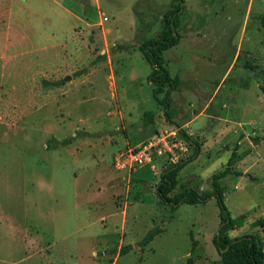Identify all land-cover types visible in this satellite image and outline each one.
<instances>
[{"label":"rangeland","instance_id":"rangeland-1","mask_svg":"<svg viewBox=\"0 0 264 264\" xmlns=\"http://www.w3.org/2000/svg\"><path fill=\"white\" fill-rule=\"evenodd\" d=\"M172 1L0 0V264H221L216 200L173 212L156 196L193 153L180 129L201 153L171 195L212 192L236 151L242 176L221 183L244 225L229 235L264 242V0H186L164 54L180 80L168 120L139 46ZM161 137L149 160L131 157Z\"/></svg>","mask_w":264,"mask_h":264},{"label":"trees","instance_id":"trees-1","mask_svg":"<svg viewBox=\"0 0 264 264\" xmlns=\"http://www.w3.org/2000/svg\"><path fill=\"white\" fill-rule=\"evenodd\" d=\"M185 4L186 0H173L172 9L164 16L165 22L162 33L139 46V50L143 54V57L151 66V73L147 80L153 86L154 98L163 106L164 117L168 120L171 119L170 97L172 93L178 90L179 79L173 78L166 68L164 53L180 43L182 36L179 34L178 29L185 12ZM250 68L255 70L256 66H250ZM261 89L264 92V86H262ZM150 115V112L146 113V116ZM179 133L189 142L190 146L193 148V153L164 168L160 181L156 185V196L160 205L169 207L171 211L174 212L185 204H207L210 200L215 199L220 209V225L218 233L213 239V244L221 257L220 263L264 264V242L260 235L246 234L235 238L229 235L230 232L238 230L244 225L242 217L236 219L232 217L225 203L224 187L221 183L228 175L235 174L236 176H242L240 172H236L232 168L233 160L237 157L236 151H233L228 166L221 173L213 176L212 192L200 193L194 189H186L178 195H171L178 186V176L181 171L189 164L196 161L201 153V143L199 141L193 140L183 129H180ZM71 141L72 140H65L62 143L67 145L70 144ZM261 223L264 228V222H257L256 225L259 226ZM162 233L163 231L159 228L151 229L140 242V247L143 249L146 248ZM195 245L196 244H193L192 253L195 251ZM123 253L125 254L126 250H124ZM187 264H194L193 257L188 260Z\"/></svg>","mask_w":264,"mask_h":264},{"label":"built area","instance_id":"built-area-1","mask_svg":"<svg viewBox=\"0 0 264 264\" xmlns=\"http://www.w3.org/2000/svg\"><path fill=\"white\" fill-rule=\"evenodd\" d=\"M177 131V130H176ZM174 136L176 135L177 132H173ZM182 137V136H181ZM183 138V137H182ZM167 138H158L156 143H151L149 146H144V148H139L141 150H139L138 153H136V150L133 151L134 154L131 153V157L136 161V162H140L143 163L145 159L149 160L150 159V153L149 151L153 148H155L159 143H162L165 141L166 143ZM184 140L186 141V143L189 144V142L184 138ZM190 145V144H189ZM138 150V149H137ZM183 159V158H182ZM181 160V159H180ZM176 163V162H175Z\"/></svg>","mask_w":264,"mask_h":264},{"label":"crops","instance_id":"crops-1","mask_svg":"<svg viewBox=\"0 0 264 264\" xmlns=\"http://www.w3.org/2000/svg\"><path fill=\"white\" fill-rule=\"evenodd\" d=\"M180 26H181V25H180ZM179 28H180V27H179ZM178 31H179V29H178ZM179 34H180V33H179ZM198 34H200V33H198ZM198 34H197V35H198ZM180 35H181V34H180ZM181 36H182V35H181ZM181 40H182V38H181ZM181 40H180V42H181ZM179 44H180V43H179ZM179 44H178L177 46H179ZM177 46H176V47H177ZM174 48H175V47H174ZM171 49H172V48H171ZM167 51H168V50H167ZM165 52H166V51H165ZM164 54H165V53H164ZM237 56H238V55H237ZM164 60H165V58H164ZM169 72H170V71H169ZM170 74H171V73H170ZM171 76H172L173 78H178V79H179L178 75L174 77L173 74H171ZM179 85H180V80H179ZM218 88H219V87H218ZM216 92H217V90L215 91V93H216ZM215 93H214V94H215ZM214 94H213V98H214ZM213 98H212V99H213ZM212 99H211V100H212ZM178 126L184 128V129H186L185 126H183V125H181V126L178 125ZM178 126L176 125V127H178ZM176 130L178 131V129H176ZM184 131H185V130H184ZM188 135H189V134H188Z\"/></svg>","mask_w":264,"mask_h":264}]
</instances>
